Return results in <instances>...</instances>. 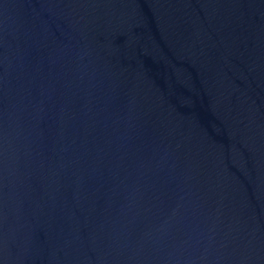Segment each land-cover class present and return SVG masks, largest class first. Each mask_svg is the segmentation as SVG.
<instances>
[{"label": "water", "instance_id": "water-1", "mask_svg": "<svg viewBox=\"0 0 264 264\" xmlns=\"http://www.w3.org/2000/svg\"><path fill=\"white\" fill-rule=\"evenodd\" d=\"M0 264H264V0H0Z\"/></svg>", "mask_w": 264, "mask_h": 264}]
</instances>
